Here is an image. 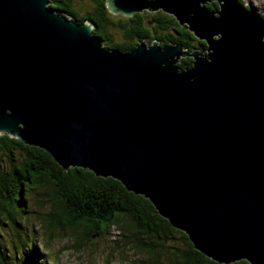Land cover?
<instances>
[{
	"label": "water",
	"instance_id": "95a60500",
	"mask_svg": "<svg viewBox=\"0 0 264 264\" xmlns=\"http://www.w3.org/2000/svg\"><path fill=\"white\" fill-rule=\"evenodd\" d=\"M50 2L0 0V134L120 180L218 263L264 264V17L238 0H106L206 43L123 52Z\"/></svg>",
	"mask_w": 264,
	"mask_h": 264
},
{
	"label": "trees",
	"instance_id": "16d2710c",
	"mask_svg": "<svg viewBox=\"0 0 264 264\" xmlns=\"http://www.w3.org/2000/svg\"><path fill=\"white\" fill-rule=\"evenodd\" d=\"M50 1L51 9L80 24L92 21L95 24L93 35L109 49L129 52L141 41L151 45L154 40H158L161 46L181 43L188 51L206 47L205 41L195 37L187 26L180 25L174 16L162 10L155 11L152 24L147 26L145 10L130 17L115 15L106 7V0H93L96 4L93 11L79 13L73 7V0ZM238 3L251 8L242 0ZM207 7L216 11L218 3L213 1ZM110 28H120L123 39H114ZM178 64L180 70H188L193 65V58L184 57ZM0 152L7 155L9 162L8 168L0 169V230L3 225L17 228L20 237L18 241L6 244L0 231V264H21L12 248L16 249L22 234L29 231L25 226L23 230L22 224L31 209L27 193L33 187L43 186L50 187L47 195L54 207L47 217H39V220L51 235L69 236L66 231H70L74 243L70 247L73 246L74 252L83 247L80 241L96 239L113 228L122 233V244L126 247L133 246L147 253L142 264H224L195 249L185 232L161 216L148 198L128 190L120 180L96 175L84 167L71 166L66 170L47 150L25 144L8 134H0ZM73 235L77 239H73ZM117 242L115 248L121 245ZM39 247L35 242L32 249H26L24 264H42L45 252ZM242 262L249 264L246 260L230 264Z\"/></svg>",
	"mask_w": 264,
	"mask_h": 264
},
{
	"label": "rangeland",
	"instance_id": "374dc122",
	"mask_svg": "<svg viewBox=\"0 0 264 264\" xmlns=\"http://www.w3.org/2000/svg\"><path fill=\"white\" fill-rule=\"evenodd\" d=\"M73 7L79 13H85L87 11H93L96 4L93 0H73ZM244 5L256 9L261 15H264V0H242ZM155 11L145 10L146 24L150 26L152 24V18ZM116 15V14H115ZM120 15V14H117ZM117 19V18H116ZM110 32L114 39H123L124 33L120 28H110ZM19 159L22 158L18 157ZM9 167L7 161V155L4 152H0V169H6ZM50 192V187L43 186L40 188L33 187L29 190L27 196L29 197L31 209L30 214L25 215V220L22 221L23 230L24 226L28 228L26 234H22L21 240L16 249L12 248L14 256L17 260L24 264L26 249H32L35 242L40 246L39 250H44L45 262L48 264H142V260L147 256V253L134 249L133 246L126 247L122 244L123 235L119 234V229H111L101 237L91 240L80 241L83 242V247L79 249V252H74L71 245H74L71 240L70 231H66L69 236H55L51 235L46 225H42L39 217H47V214L53 209L54 205L52 199L47 194ZM22 218V217H21ZM23 219V218H22ZM6 244L10 242L18 241L20 238L17 228L10 226H2L0 230ZM126 232V230H122ZM73 239H77L76 235H73ZM119 241L121 245L115 248V244ZM178 241V239H177ZM42 260V264H45ZM38 261V260H37ZM39 262V261H38ZM238 264H246L244 262Z\"/></svg>",
	"mask_w": 264,
	"mask_h": 264
},
{
	"label": "flooded vegetation",
	"instance_id": "af4514ba",
	"mask_svg": "<svg viewBox=\"0 0 264 264\" xmlns=\"http://www.w3.org/2000/svg\"><path fill=\"white\" fill-rule=\"evenodd\" d=\"M186 26V25H185ZM195 36V35H194ZM196 37V36H195ZM192 58V57H191Z\"/></svg>",
	"mask_w": 264,
	"mask_h": 264
}]
</instances>
